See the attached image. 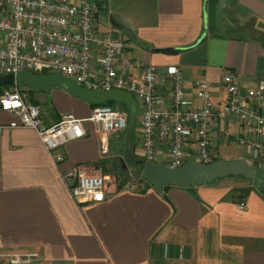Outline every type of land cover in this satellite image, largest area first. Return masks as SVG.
Here are the masks:
<instances>
[{
    "label": "crops",
    "instance_id": "obj_1",
    "mask_svg": "<svg viewBox=\"0 0 264 264\" xmlns=\"http://www.w3.org/2000/svg\"><path fill=\"white\" fill-rule=\"evenodd\" d=\"M110 1L99 13H113ZM146 4L142 20L122 13L138 40H124L117 66L120 76L133 77L140 72L137 65L158 66L160 108L172 107L173 78L167 73L171 66L185 74L194 107L200 105L195 95L199 80L213 84L212 100L221 106L227 99L225 74L240 76L243 94L264 79V0H147ZM97 25L100 32L128 36L108 21ZM124 58L131 62L129 70L122 65ZM36 93L37 99L27 97L30 102L41 98L52 107L44 111L39 104L46 125L66 114L86 120L94 110L58 87ZM138 106L140 113L139 102ZM15 120L13 114L0 111L1 125ZM84 125V138L54 152L65 155L58 165L35 130L7 128L0 135V253H38L40 260L33 264H264L263 190L243 177L193 188L168 186L162 193L152 186L142 192L125 190L124 184L139 177L140 163L146 160L139 115L129 152L127 131L110 138L109 151L103 154L95 124ZM210 129L214 159L219 160L220 154L231 156L230 160L250 159L248 142L237 139H248L238 120L213 119ZM194 144L188 146L186 162L192 160ZM240 147L248 157L235 155ZM169 150L170 143L158 144L155 163L164 165ZM125 154L133 172L123 166ZM73 167L112 179L105 202L77 203L70 189L75 180L67 183L61 175ZM241 189L250 190L242 197ZM240 203H245V210H239Z\"/></svg>",
    "mask_w": 264,
    "mask_h": 264
},
{
    "label": "built area",
    "instance_id": "obj_2",
    "mask_svg": "<svg viewBox=\"0 0 264 264\" xmlns=\"http://www.w3.org/2000/svg\"><path fill=\"white\" fill-rule=\"evenodd\" d=\"M107 0H0V76L17 75L21 71L35 74L53 72L74 79L82 87L96 92L122 90L131 93L142 103L139 113L142 126V149L146 161L155 162L158 144L170 143L169 155L163 166L177 168L186 163L188 146L194 141L192 160L213 162L211 122L213 119L231 117L238 120L248 137L250 164L264 168V79L243 94V81L235 73L223 77L227 99L216 106L211 97L213 84L209 80L195 83V95L200 101L193 106L185 74L175 66L167 68L173 78L171 108H160L157 102L159 67L154 64L137 65V76H120L118 58L125 42L111 32H100L97 19ZM122 65L129 70L131 62L124 58ZM0 111L11 113L16 120L0 124V135L7 128L35 130L55 163L65 160V155L55 151L66 143L82 139L87 131L85 121L95 124L101 134L102 152L109 151L110 138L128 130L129 113L120 106L107 104L94 108L91 116L78 119L73 114L64 115L53 125H46L41 108L33 104L13 86L0 93ZM255 137L252 138V137ZM74 199L80 205L99 204L108 198L112 181L102 174H91L80 167L61 171ZM113 183H117L113 180ZM148 183L141 178H131L124 184L128 191H145ZM239 210H245L240 203ZM40 260L38 253L1 252L0 262L5 264H33Z\"/></svg>",
    "mask_w": 264,
    "mask_h": 264
},
{
    "label": "water",
    "instance_id": "obj_3",
    "mask_svg": "<svg viewBox=\"0 0 264 264\" xmlns=\"http://www.w3.org/2000/svg\"><path fill=\"white\" fill-rule=\"evenodd\" d=\"M109 25L127 34L132 40H138L129 23L124 19H117L110 14ZM15 85H24L30 89L43 90L47 93L51 92L53 87H58L90 104L102 105L116 102L126 106L129 113L126 152L131 150L139 115L138 101L131 93L122 90L92 91L82 87L71 77L56 73L35 74L29 71H21L17 75L0 76V88ZM140 165L142 167L141 177L160 193L168 186L193 188L205 184L210 185L217 180L228 177H243L251 181L255 189L264 191V168L254 167L245 158L230 161L216 160L211 163L190 160L177 168L166 167L151 161H142ZM123 166L127 168L124 161ZM0 264L5 263L0 262Z\"/></svg>",
    "mask_w": 264,
    "mask_h": 264
},
{
    "label": "rangeland",
    "instance_id": "obj_4",
    "mask_svg": "<svg viewBox=\"0 0 264 264\" xmlns=\"http://www.w3.org/2000/svg\"><path fill=\"white\" fill-rule=\"evenodd\" d=\"M112 2V4H111ZM145 2L147 3V0H111L110 4L111 7H113V13L112 15H114L117 19H121L123 17L122 13H124L126 16L130 17V18H137L139 20H142L143 16H144V10L147 8V4L145 5ZM107 5H109V3H104L103 6L107 9ZM109 7V6H108ZM97 21L99 22L100 25H107V17L106 14L104 12H100L98 15V19ZM123 41L129 39L128 36H122L120 37ZM49 73H53V72H47L46 74ZM19 86V90L22 92L23 95H25L26 97L30 98V99H37L36 97L38 96V94L36 93L37 90L34 89H30L24 85H18ZM36 96V97H35ZM46 101H43V99H39L38 103L42 105L43 110L44 111H50L52 110L51 104L49 103H45ZM139 104L142 105V103L139 101ZM136 135H137V126H136ZM232 150L234 148H231ZM235 151V149L233 150ZM236 156H243V157H248V153L246 152V150L242 147H240L238 150H236ZM129 156L127 154H125L123 156V159L125 161L126 166L129 168V170L131 172H133V164L131 163L130 159L128 158ZM230 157L231 156H226L225 154H220L218 156L219 160H225V161H230ZM119 160V158L117 159V161ZM119 162V161H118ZM159 162V161H157ZM136 177L133 178H138L137 175H135ZM236 178V177H235ZM234 177H228V178H224V179H235ZM227 181H232V180H227ZM4 262V261H2Z\"/></svg>",
    "mask_w": 264,
    "mask_h": 264
},
{
    "label": "trees",
    "instance_id": "obj_5",
    "mask_svg": "<svg viewBox=\"0 0 264 264\" xmlns=\"http://www.w3.org/2000/svg\"><path fill=\"white\" fill-rule=\"evenodd\" d=\"M129 39L131 40V38L129 37ZM165 52H168V53H171V52H176L175 50H165ZM13 89V87H3V88H0V93L4 92L5 90H11ZM32 103L35 104V105H38L39 106V103L37 101H34L32 100ZM94 108L98 105H95V104H91ZM107 105H112V106H120L121 108L127 110V107L124 106V105H120L116 102H109L107 103ZM128 111V110H127ZM217 159H213V161H216ZM144 162H146V160H144ZM141 171H142V167L140 168V171L138 172V176L139 178H141ZM149 185V184H148ZM151 186V185H149ZM167 188V187H165ZM250 189H241V193H242V197H244L248 192H249Z\"/></svg>",
    "mask_w": 264,
    "mask_h": 264
},
{
    "label": "flooded vegetation",
    "instance_id": "obj_6",
    "mask_svg": "<svg viewBox=\"0 0 264 264\" xmlns=\"http://www.w3.org/2000/svg\"><path fill=\"white\" fill-rule=\"evenodd\" d=\"M106 17H107V21L109 22V15H106Z\"/></svg>",
    "mask_w": 264,
    "mask_h": 264
}]
</instances>
